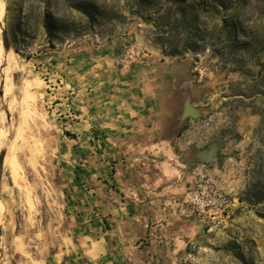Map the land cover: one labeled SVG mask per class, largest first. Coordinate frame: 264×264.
<instances>
[{"label": "rangeland", "instance_id": "rangeland-1", "mask_svg": "<svg viewBox=\"0 0 264 264\" xmlns=\"http://www.w3.org/2000/svg\"><path fill=\"white\" fill-rule=\"evenodd\" d=\"M195 1L0 0V264H57L74 249V191L100 183L88 174L103 146L79 124L100 96L65 93L68 77L112 87L105 76L119 70L105 71L91 48L119 43L125 76L177 60L199 85L200 113L170 142L177 157L165 155L195 177L186 204L200 223L175 264H264V0ZM180 7L186 26L173 20ZM167 14L172 23L156 27ZM87 55V66L68 61ZM210 148L219 162L201 167L193 154Z\"/></svg>", "mask_w": 264, "mask_h": 264}, {"label": "crops", "instance_id": "crops-1", "mask_svg": "<svg viewBox=\"0 0 264 264\" xmlns=\"http://www.w3.org/2000/svg\"><path fill=\"white\" fill-rule=\"evenodd\" d=\"M119 48L120 43L91 48L100 56L93 60L102 61L98 64L105 71L119 70L105 76L103 82L112 84L111 88L97 90L92 78L83 79L76 70L68 77L70 90L65 93L85 89L100 96L91 98L88 106L92 120L79 124L81 129L100 131L101 138L96 140L92 133H82L103 148L101 167H91L88 174L100 183L74 191L79 196L70 206L78 231L75 246L57 264H175L198 235L199 220L186 204L195 177L174 168L165 155L177 157L170 142L200 113L199 85L187 63L177 60L161 62L155 70L133 66L125 76L128 69L116 66ZM87 59L88 55L76 56L68 61L87 66L91 64ZM59 88L66 90V86ZM193 155L201 167L219 162ZM113 167L115 172L108 174Z\"/></svg>", "mask_w": 264, "mask_h": 264}, {"label": "trees", "instance_id": "trees-1", "mask_svg": "<svg viewBox=\"0 0 264 264\" xmlns=\"http://www.w3.org/2000/svg\"><path fill=\"white\" fill-rule=\"evenodd\" d=\"M230 0H222L219 5L222 7V8H225V9H229L230 6H228V2ZM191 6H200V0H196L195 2H193L191 4ZM180 18H177L176 19H173L174 22L178 23L179 25H188V20H187V14H186V9H184V7H180ZM189 17H190V21L192 22L193 20L196 19L195 15L193 13H190L189 14ZM172 23V17L170 14H167L165 16H162L161 17V21L156 25V27H167L169 26L170 24ZM176 54H178V51H170V53L168 55L170 56H175Z\"/></svg>", "mask_w": 264, "mask_h": 264}, {"label": "water", "instance_id": "water-1", "mask_svg": "<svg viewBox=\"0 0 264 264\" xmlns=\"http://www.w3.org/2000/svg\"><path fill=\"white\" fill-rule=\"evenodd\" d=\"M2 41H3V45H4L5 49H8L9 48V41H8V37H7L6 32L2 33ZM199 154L204 156L206 158V161H210V160L217 161V158L215 157V149L214 148H210L208 150L200 151ZM3 159H4V155L2 154L0 156V181L2 178V162H3Z\"/></svg>", "mask_w": 264, "mask_h": 264}, {"label": "bare ground", "instance_id": "bare-ground-1", "mask_svg": "<svg viewBox=\"0 0 264 264\" xmlns=\"http://www.w3.org/2000/svg\"><path fill=\"white\" fill-rule=\"evenodd\" d=\"M0 31H1V26H0ZM2 43V42H1ZM0 49H1V47H0ZM4 51V50H3ZM9 51V50H8ZM10 52H11V50H10ZM9 64V63H8ZM10 93V92H9ZM11 100V99H10ZM13 100V99H12ZM28 100V99H27ZM34 100V99H33ZM21 103V102H20ZM28 104V103H27ZM7 159V158H6ZM6 162H7V165H8V167H9V170H10V172L11 173H13V171H14V162H13V160L11 159V158H9L8 160H6ZM3 207V206H2ZM5 208V207H4ZM4 210V209H3ZM4 215V214H3Z\"/></svg>", "mask_w": 264, "mask_h": 264}]
</instances>
